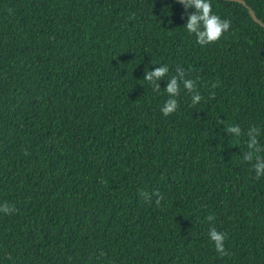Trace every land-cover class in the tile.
Returning a JSON list of instances; mask_svg holds the SVG:
<instances>
[{
  "label": "trees",
  "instance_id": "obj_1",
  "mask_svg": "<svg viewBox=\"0 0 264 264\" xmlns=\"http://www.w3.org/2000/svg\"><path fill=\"white\" fill-rule=\"evenodd\" d=\"M210 3L230 28L202 47L178 0H0V264H264V177L226 131L264 145V26Z\"/></svg>",
  "mask_w": 264,
  "mask_h": 264
},
{
  "label": "clouds",
  "instance_id": "obj_2",
  "mask_svg": "<svg viewBox=\"0 0 264 264\" xmlns=\"http://www.w3.org/2000/svg\"><path fill=\"white\" fill-rule=\"evenodd\" d=\"M180 3L185 9L193 8L196 10L193 14L188 16L184 27L189 34L196 37V42L200 46L203 47L219 40L222 35L229 30L230 21L221 19L220 16L216 15L212 11L210 0H180ZM177 70H179V68ZM168 73V66L163 65L155 68L153 71L146 72L144 80L152 84L154 86L153 91L158 93V81L165 78ZM181 84L183 85V88L189 92H193L195 88V82L191 79H186L184 72L180 73L179 77L176 75L171 76V78L168 79L166 88L164 89L168 99L161 107V112L165 117L173 114L178 109L176 97L180 94ZM201 99L202 97L198 92L194 93L192 96V103L195 105L199 103ZM226 131L236 138H239L242 135L247 136V150L243 153L242 160L252 165L256 179L264 177V145H261L258 139L261 136L260 129L255 126H251L248 128L247 132L244 133L239 125H232L229 126ZM152 195L159 197V199H163L158 191ZM145 198L149 199L150 197L145 194ZM14 211L15 209L10 207L8 204H0V213L8 215ZM207 219L211 222L214 220V217L209 216ZM208 236L209 239L214 242L216 251L221 255H224V242L226 240L225 233L218 232L216 228L213 227L209 229Z\"/></svg>",
  "mask_w": 264,
  "mask_h": 264
},
{
  "label": "water",
  "instance_id": "obj_3",
  "mask_svg": "<svg viewBox=\"0 0 264 264\" xmlns=\"http://www.w3.org/2000/svg\"><path fill=\"white\" fill-rule=\"evenodd\" d=\"M178 1H180V0H178ZM228 1L240 2V3L244 4L245 6L249 7V5L247 4L246 0H228ZM249 10H250V13H251L253 19L256 22L260 23L262 26H264V22L258 18L256 12L250 7H249Z\"/></svg>",
  "mask_w": 264,
  "mask_h": 264
}]
</instances>
